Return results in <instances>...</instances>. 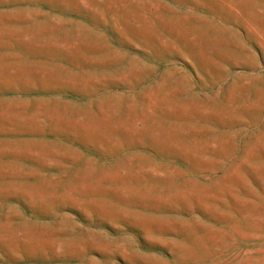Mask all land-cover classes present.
<instances>
[{
    "label": "rangeland",
    "instance_id": "obj_1",
    "mask_svg": "<svg viewBox=\"0 0 264 264\" xmlns=\"http://www.w3.org/2000/svg\"><path fill=\"white\" fill-rule=\"evenodd\" d=\"M0 264H264V0H0Z\"/></svg>",
    "mask_w": 264,
    "mask_h": 264
}]
</instances>
